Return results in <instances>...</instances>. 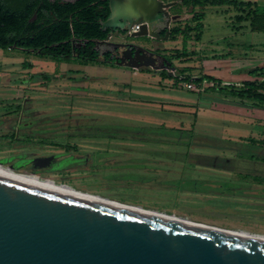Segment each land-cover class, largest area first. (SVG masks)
<instances>
[{
	"label": "rangeland",
	"instance_id": "rangeland-1",
	"mask_svg": "<svg viewBox=\"0 0 264 264\" xmlns=\"http://www.w3.org/2000/svg\"><path fill=\"white\" fill-rule=\"evenodd\" d=\"M236 1L178 0L171 25L183 30L153 43L172 55L186 35L185 54L167 68L0 48L1 165L264 238V102L229 91L264 80L249 74L264 65V31L236 18L264 0ZM194 12L205 14L199 39L186 28ZM174 74L215 79L194 91Z\"/></svg>",
	"mask_w": 264,
	"mask_h": 264
},
{
	"label": "water",
	"instance_id": "water-1",
	"mask_svg": "<svg viewBox=\"0 0 264 264\" xmlns=\"http://www.w3.org/2000/svg\"><path fill=\"white\" fill-rule=\"evenodd\" d=\"M171 3L108 0L101 23H117L122 31L139 23L124 35H156L150 24ZM115 62L140 67L122 56ZM57 183L72 191L0 173V264H264L260 233L234 232Z\"/></svg>",
	"mask_w": 264,
	"mask_h": 264
},
{
	"label": "trees",
	"instance_id": "trees-1",
	"mask_svg": "<svg viewBox=\"0 0 264 264\" xmlns=\"http://www.w3.org/2000/svg\"><path fill=\"white\" fill-rule=\"evenodd\" d=\"M182 3L217 4L227 2L238 4L236 0H179ZM241 4V3H240ZM244 15H237V19H248L251 30L264 31V7L257 4L245 3ZM179 12L180 9H175ZM36 17L31 20L33 13ZM108 12L106 0H0V48H20L30 50L39 55L52 56L58 59H78L85 62L101 61L99 52L91 46L95 39H102L106 32L102 31L99 20L106 17ZM203 12H194L192 18L196 21L188 29H195L194 37L200 38L204 26ZM179 27H173L172 33H178ZM87 40L84 47L77 46V42ZM186 35L182 38V50L168 55L180 57L185 54ZM144 70L155 71L149 68ZM161 77L171 76L167 70L157 71ZM251 76L264 78V65L249 70ZM176 79L190 80L201 83L203 79H215L211 75L199 74L195 77L179 76ZM229 91L239 97L264 102V80H243L239 87L229 86ZM264 162V157L260 158Z\"/></svg>",
	"mask_w": 264,
	"mask_h": 264
},
{
	"label": "flooded vegetation",
	"instance_id": "flooded-vegetation-1",
	"mask_svg": "<svg viewBox=\"0 0 264 264\" xmlns=\"http://www.w3.org/2000/svg\"><path fill=\"white\" fill-rule=\"evenodd\" d=\"M60 1L63 2V1H73V0H60ZM106 1L108 7V0ZM162 1L173 2V3H171L169 6L166 7L167 12H163L160 16H158V18L155 21H153L150 24V29L153 32H155L156 35H150V34H145L141 36L124 35L125 31H127L128 33H131L132 31L129 32L128 29L122 31L117 26V23L110 26L109 25L104 26L101 22L106 20L109 13V8H108L106 17L99 20L101 29L102 31L106 32V36L102 39H95L93 40V42H91V46L99 52L100 59H104L107 63L117 64L115 62L116 58L118 56H122L123 62L140 64V66H149L154 69L166 65L167 67L172 66L171 58H169L167 54L158 51L157 50L158 46H156V44L153 43L158 40H167L170 37L173 28L171 23L176 18L175 16L179 14V12H176L175 9H178L179 6L177 4L178 0H162ZM35 17H36V13L34 12L31 17V20H33ZM166 33L167 36L164 37ZM111 42H122L125 44L120 46H114L112 45ZM87 44L88 43L86 39L77 42V46L84 47ZM161 55L164 56V58Z\"/></svg>",
	"mask_w": 264,
	"mask_h": 264
},
{
	"label": "bare ground",
	"instance_id": "bare-ground-1",
	"mask_svg": "<svg viewBox=\"0 0 264 264\" xmlns=\"http://www.w3.org/2000/svg\"><path fill=\"white\" fill-rule=\"evenodd\" d=\"M0 173L1 174H4V175H9V176H12V177H17V178L25 179V180L32 181V182H35V183L47 185L49 187H54V188L62 189L64 191H72V189L66 188V187H64V186H62L60 184H55V183H50V182L44 181V180L38 178V176L35 177L33 175H21L20 174L21 172H18L15 169H12L10 166L9 167L8 166L7 167H3L1 165V163H0ZM231 231L241 232L243 234H249V233H245V232L237 231V230H231ZM260 238H262V237H260Z\"/></svg>",
	"mask_w": 264,
	"mask_h": 264
},
{
	"label": "built area",
	"instance_id": "built-area-1",
	"mask_svg": "<svg viewBox=\"0 0 264 264\" xmlns=\"http://www.w3.org/2000/svg\"><path fill=\"white\" fill-rule=\"evenodd\" d=\"M139 27V23H134L130 26L128 31L137 30ZM183 86H185L186 89L194 90V91H200L203 89V83H196L194 81H183Z\"/></svg>",
	"mask_w": 264,
	"mask_h": 264
}]
</instances>
